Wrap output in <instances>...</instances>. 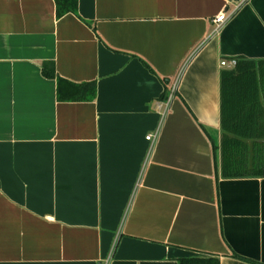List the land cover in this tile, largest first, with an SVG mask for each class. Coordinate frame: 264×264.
Returning <instances> with one entry per match:
<instances>
[{"label":"crops","instance_id":"0c3cea01","mask_svg":"<svg viewBox=\"0 0 264 264\" xmlns=\"http://www.w3.org/2000/svg\"><path fill=\"white\" fill-rule=\"evenodd\" d=\"M231 58L264 61V0H78L61 18L0 0V264H264V177L219 170ZM47 62L95 99L59 101Z\"/></svg>","mask_w":264,"mask_h":264},{"label":"trees","instance_id":"16d2710c","mask_svg":"<svg viewBox=\"0 0 264 264\" xmlns=\"http://www.w3.org/2000/svg\"><path fill=\"white\" fill-rule=\"evenodd\" d=\"M54 3L57 18L77 13L78 0H54ZM42 74L56 81L57 98L61 102L95 99L94 82L68 81L56 74L50 62L43 63ZM164 84H168L167 80ZM220 95L221 177H264V61L238 59L234 69L221 73ZM179 264L220 263L217 256L206 255L182 258Z\"/></svg>","mask_w":264,"mask_h":264},{"label":"built area","instance_id":"2783aa9c","mask_svg":"<svg viewBox=\"0 0 264 264\" xmlns=\"http://www.w3.org/2000/svg\"><path fill=\"white\" fill-rule=\"evenodd\" d=\"M234 13L233 10L224 9L217 15H215L212 18V24L214 25L213 33H216L220 30V28L232 17ZM237 65V59L231 58V59H224L220 61V66L226 68V69H234ZM178 84V78L171 84L170 89L167 91V93L164 94V96L159 99L156 102V109L160 113L161 119H164L166 115L169 112L172 100L175 96L176 89ZM158 137V131L155 132L153 135L146 136V140L151 142V145Z\"/></svg>","mask_w":264,"mask_h":264}]
</instances>
